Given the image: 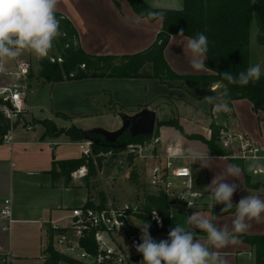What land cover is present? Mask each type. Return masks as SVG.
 I'll list each match as a JSON object with an SVG mask.
<instances>
[{
    "label": "crops",
    "instance_id": "0c3cea01",
    "mask_svg": "<svg viewBox=\"0 0 264 264\" xmlns=\"http://www.w3.org/2000/svg\"><path fill=\"white\" fill-rule=\"evenodd\" d=\"M144 1L154 8H180L182 5V0ZM57 12L71 21L77 30L81 47L90 54H126L142 50L153 42L162 26L161 19L150 21L135 13L128 0H58ZM171 36L176 37L177 41H173ZM171 36L164 49V57L174 71L188 74L210 72V69L202 72L191 69L183 45L178 43V34ZM250 44L251 40L249 46ZM258 48L264 50L262 46L258 45ZM14 62L15 60L9 61L8 65L12 66ZM221 87L222 84L218 83L212 89L217 91ZM35 90H38L40 96L47 97L45 105L40 104L42 102L35 104L39 114L43 115L48 110L50 117L46 118L52 117L58 127L66 128L72 124H80L79 127L85 133H90L92 119L99 118H105L109 122L117 120L122 132L132 118L143 113L153 114L155 123L173 119V115H176L185 133L201 135L206 139L211 137V123L219 127L223 134L221 133L218 144L225 152L224 155L211 154L205 142L185 136L174 126L160 125L156 134L157 141L144 144L149 153L153 152L159 157L141 159L135 156L143 165L141 178L144 173L147 182L151 167L163 164L165 159L172 160L175 165H188L192 170L195 184L202 193L201 204L195 208H186L180 203L172 202L170 228L175 224L187 226V217L195 211L213 214L208 208L209 193L205 188L216 174L223 171L226 164H233L231 159H238L242 163L240 177H228L225 180L226 183L238 185L232 203L249 194L264 199V172H249L248 160L233 157L238 154V147L224 143L227 135L242 134L264 149V110H255L247 98L233 100L229 112H217L204 98L196 99L181 88L168 87L156 78L143 77L65 79L45 82ZM219 91L218 98L221 97ZM170 99L173 101V107L169 106ZM25 102L31 117L45 118L31 110L28 95ZM156 102L159 105L153 108ZM136 105L140 107L136 108ZM168 109L170 111L166 118L159 117L161 111ZM58 113H63L68 118L59 117ZM42 132V127L38 125L33 128L16 127L8 134L11 141L7 142L3 138L0 143V204L4 199L10 198L15 219L12 225L20 221L33 223L39 225V230H42L43 225L48 237L50 220L63 219L71 208L82 206L89 199L86 186L82 185L79 177L75 175L77 172L56 177L50 172L53 160L81 157L86 149L87 138L85 136L81 140H71L65 134L55 138H41ZM118 134L109 140L115 139ZM168 154L171 155L169 158ZM204 154L210 158V167H201L202 161L199 159L194 162L192 160L193 156ZM256 183L258 186H254ZM234 212L213 214L220 217L217 226L223 227L227 224L231 227ZM2 232L0 229V244L10 248ZM155 233L162 234L161 240L168 239L169 232ZM244 234H264V222L251 221L249 230ZM199 237L206 242V234ZM115 240L119 246L126 247L120 234L115 236ZM42 250L43 246L41 252ZM221 252L227 256L229 264H255L254 246L239 237L235 244L229 245ZM250 254L254 259H249ZM14 256L16 258L12 260V264H42L40 256Z\"/></svg>",
    "mask_w": 264,
    "mask_h": 264
},
{
    "label": "trees",
    "instance_id": "16d2710c",
    "mask_svg": "<svg viewBox=\"0 0 264 264\" xmlns=\"http://www.w3.org/2000/svg\"><path fill=\"white\" fill-rule=\"evenodd\" d=\"M131 7L141 17L154 21L147 16L149 11L162 14V26L156 34L153 42L146 48L126 54H90L80 45L77 30L71 21L62 13L56 11L60 20V35L54 40L56 55L60 63L51 61L48 57L39 59V74L47 82H56L65 79H81L86 77H143L156 78L168 87L181 88L196 99L217 94L212 87L222 84L221 100H227L232 108V101L238 98H247L251 101L255 110H264V75L259 81L250 82L247 86L228 84L223 80L220 73L230 71L234 75L246 70L251 66L250 62V27L254 22L257 28L256 43L264 47V0H182L180 8H154L144 0H128ZM184 30L186 36L194 37L197 33H203L208 37V52L205 61L210 69L209 73L188 74L174 71L164 57V49L172 34H178ZM264 72V71H263ZM227 92V95H225ZM213 107V105H211ZM123 108V106H119ZM140 107L139 105L135 106ZM26 111L19 112L16 120L11 121L0 112V143L9 131L10 127L17 125L24 117ZM59 117L68 118L63 113ZM42 126L41 138H55L61 134L67 135L71 140H81L85 136H98L106 140L102 133H85L83 129L72 124L69 127H58L53 119L42 118L37 120ZM160 125H171L179 129L189 138L200 139L207 144L211 154L224 155L219 141V127L211 123V137L206 139L201 135L187 134L181 126L173 119L160 120L157 122L154 134H158ZM152 134L133 136L128 128L124 129L116 137L117 141L125 143H144ZM93 153L98 154L102 148L92 146ZM108 150V149H105ZM132 162V154L129 155ZM235 164L242 166L238 159H231ZM94 162L99 164L100 157L86 156L84 153L79 158L53 160L50 170L53 177L58 175L69 176L72 172L86 168L85 179L95 174ZM133 183L138 184V174L133 170L130 174ZM247 184H249L247 180ZM258 186V183L254 184ZM104 198H101L98 206L104 207ZM166 193L162 190L146 192L134 209L129 207V212L134 217L150 221V215L155 211L162 221V226L150 227V234L155 232H169L170 230V204ZM236 201L233 205H236ZM86 206H94L88 199ZM223 205H215L213 214L221 212ZM235 208L231 210L234 212ZM198 235H204L200 230H194ZM129 234L140 232V228L134 225L129 227ZM239 238L250 243L255 248V264H264V234L261 235H239ZM85 246L89 250H95L94 239L89 237ZM45 252L48 254L43 264L58 263L65 260L70 264L75 262L66 256L57 253L49 242ZM16 257L9 259L10 264Z\"/></svg>",
    "mask_w": 264,
    "mask_h": 264
},
{
    "label": "clouds",
    "instance_id": "9594fccd",
    "mask_svg": "<svg viewBox=\"0 0 264 264\" xmlns=\"http://www.w3.org/2000/svg\"><path fill=\"white\" fill-rule=\"evenodd\" d=\"M58 0H0V74L8 72V62L14 61L26 52L37 58L46 57L53 47L54 40L60 35V20L56 16ZM147 16L153 20L162 18V14L149 11ZM179 42L183 45L191 69L202 72L209 68L205 64L208 52V37L197 33L194 37L186 36L184 30L178 33ZM172 37V36H171ZM177 41L176 37H172ZM228 84L247 86L250 82L259 81L264 75L260 64L249 66L246 70L233 74L230 71L220 73ZM227 95V92H225ZM205 102L213 105L217 112H229V102L210 95ZM248 160L247 170L264 171V157L244 156ZM201 160V167H210L207 154L192 157ZM222 159V157H220ZM242 168L238 164H226L223 171L216 174L205 188L208 208L222 204L221 213H229L233 208L231 227L225 224L217 226L220 217L206 212L195 211L187 217V226L175 224L170 228L168 239L156 242L150 235V223L142 221L136 224L140 228V240L135 244L136 251L143 256L141 264H229L227 256L221 252L231 244H235L239 235L246 233L250 222H264V199L249 194L241 197L236 205L232 197L238 189L237 184L226 183L228 177L239 178ZM194 202H188L192 208ZM157 223L160 218L153 212ZM199 229L206 234V242L194 231ZM249 259H254L250 254Z\"/></svg>",
    "mask_w": 264,
    "mask_h": 264
},
{
    "label": "built area",
    "instance_id": "2783aa9c",
    "mask_svg": "<svg viewBox=\"0 0 264 264\" xmlns=\"http://www.w3.org/2000/svg\"><path fill=\"white\" fill-rule=\"evenodd\" d=\"M58 59L60 60V58ZM7 67L8 72L0 74V112L13 121V118L26 108L25 100L29 91L30 71L28 62L23 57H19L12 66L7 65ZM4 138L7 142L11 141L8 134ZM224 143L238 147V154L233 155L234 158L264 157V149L261 145L245 135H227ZM144 144L145 142L129 143L127 147L130 152H134L135 156L141 159L159 157L153 152L149 153ZM167 156L169 158L171 155ZM148 183L155 191H164L171 202L180 203L186 208H190L188 202H194L192 208L201 204L202 193L196 186L192 170L188 165H175L172 160L165 159L163 164L151 167ZM129 207L132 206L125 204L122 207H100L84 204L71 208L63 219L50 220L48 222V240L40 255L42 264L48 257L45 249L49 242L54 251L73 260L75 264H130L133 259L142 255L136 251L134 246L142 241L140 240L141 232L133 234L127 232L133 225L129 221V218L133 217L127 212ZM153 212L150 215V222L153 227L160 228L162 226L161 218L155 212L156 216L160 218V223H157ZM14 221L11 199L6 198L0 204L1 231L8 232ZM117 234L122 236L126 247L117 244L115 240ZM89 237L94 239L96 245L94 251L89 250L84 244ZM12 257L15 256L11 249L0 244V264H8ZM51 264L70 263L62 260Z\"/></svg>",
    "mask_w": 264,
    "mask_h": 264
},
{
    "label": "rangeland",
    "instance_id": "374dc122",
    "mask_svg": "<svg viewBox=\"0 0 264 264\" xmlns=\"http://www.w3.org/2000/svg\"><path fill=\"white\" fill-rule=\"evenodd\" d=\"M256 32V25L254 22H252L250 27L251 44L249 46L250 62L251 65L260 64L263 72L264 50H262V48H258V44H256ZM54 54L56 55L57 53L53 42V47L49 50L46 57H48L53 62L60 63L61 59L59 60V57L53 56ZM21 57L25 58V60L28 62L29 71L31 73V78L29 80V83H31L29 84V87H31L28 91V100L30 102V105H32L31 110L40 117H50L48 110H46L42 115L39 114V111L35 107V104H38L40 102H42L40 104L45 105L44 102H46L47 100L46 96H44L43 94V96H40L41 94L38 92V90H35L36 87H40L45 82H47L45 78L39 74L40 66L38 61L40 58H37L35 55L27 52ZM221 88H219L217 91H221ZM32 90H35V92H33ZM217 91L215 90L216 94ZM168 103L170 104L169 106L173 107L171 105V103L173 104V101H171V99L168 101ZM154 105L155 107L153 108H156L159 103L156 102ZM25 111L26 113H24L23 119L14 127H10V131L15 129L16 127L33 128L35 127V125H38L40 128L42 127L37 122V120H40L42 118L35 119L31 117L26 108ZM169 111V109L161 111L159 117L166 118L165 116H167ZM173 116L175 117L173 118ZM173 116V120H175L183 130V127L179 122L177 116ZM15 120L16 117L13 118V121ZM92 124L93 125L89 126V132L103 133L108 139L105 138L106 140L103 141L98 136H86L87 142L84 154L93 158L100 157L101 162L99 164L94 162V166L96 169L95 174L90 176L89 178L85 179L84 177V175L88 171L84 167L76 170L75 172L77 173L75 175L79 177V182H81L82 185L86 186L89 199L94 203V205H99L101 198H104L105 206L122 207L125 204H128L132 207H137L139 201L143 198L144 193L148 191H155V189H152L149 186L146 178L144 177V173L143 177L141 178V171L143 169L142 163L138 162L137 159H135L134 152L129 151L127 147L129 143L117 141L116 138L113 140H109L112 137L114 138L118 133L121 132L120 125L117 120L109 122L105 118L92 119ZM79 125L80 124L76 126L79 127ZM156 126L157 122L155 123L154 131L156 129ZM154 131L152 133V136L145 142L155 143V140L157 138L154 134ZM221 133L223 134V132L219 129L220 136H222ZM7 134H9V131L7 132ZM93 145L101 147L102 150L98 154H94L92 149ZM130 154H132L133 156L132 162L129 161ZM133 170L138 174V184L133 183L130 179V174ZM129 221L136 225L141 223L143 220L130 217ZM147 222H149L151 227H153L150 221ZM38 226L39 225L37 224L20 221L15 222L8 232H2V235L4 236L3 238L6 240V242L9 243L13 255L38 257L42 254L41 247L47 243L48 237L45 234V230H43L44 226L42 225V230H39ZM150 235L156 242L161 241L160 237H162V234L152 233ZM142 260L143 256L140 255L133 259L130 264H141Z\"/></svg>",
    "mask_w": 264,
    "mask_h": 264
},
{
    "label": "water",
    "instance_id": "95a60500",
    "mask_svg": "<svg viewBox=\"0 0 264 264\" xmlns=\"http://www.w3.org/2000/svg\"><path fill=\"white\" fill-rule=\"evenodd\" d=\"M155 117L151 113H143L128 122V130L131 135H147L154 131ZM104 264V263H96Z\"/></svg>",
    "mask_w": 264,
    "mask_h": 264
}]
</instances>
